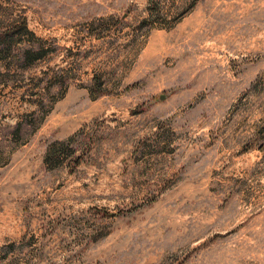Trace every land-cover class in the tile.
<instances>
[{
	"label": "rangeland",
	"instance_id": "374dc122",
	"mask_svg": "<svg viewBox=\"0 0 264 264\" xmlns=\"http://www.w3.org/2000/svg\"><path fill=\"white\" fill-rule=\"evenodd\" d=\"M0 264H264V0H0Z\"/></svg>",
	"mask_w": 264,
	"mask_h": 264
},
{
	"label": "trees",
	"instance_id": "16d2710c",
	"mask_svg": "<svg viewBox=\"0 0 264 264\" xmlns=\"http://www.w3.org/2000/svg\"><path fill=\"white\" fill-rule=\"evenodd\" d=\"M22 27H23V28H24V29L27 31V26H26V23H24V22H23V25H22ZM27 52H29V53H30V52H33V51H32V50H27ZM37 58H39V57H35V59H37ZM32 59H33V58H32ZM32 59H31V60H32ZM61 145H64V144H61ZM49 153H50V149H48V154H49ZM59 153H60V152H59ZM59 153H58V155H57V156H60V155H59Z\"/></svg>",
	"mask_w": 264,
	"mask_h": 264
}]
</instances>
